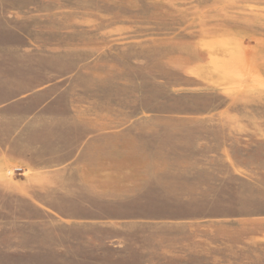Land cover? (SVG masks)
<instances>
[{
    "label": "rangeland",
    "instance_id": "374dc122",
    "mask_svg": "<svg viewBox=\"0 0 264 264\" xmlns=\"http://www.w3.org/2000/svg\"><path fill=\"white\" fill-rule=\"evenodd\" d=\"M0 264H264V0H0Z\"/></svg>",
    "mask_w": 264,
    "mask_h": 264
}]
</instances>
